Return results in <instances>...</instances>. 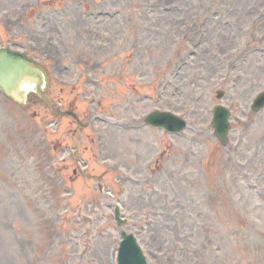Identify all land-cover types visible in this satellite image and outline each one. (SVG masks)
<instances>
[{"label":"rangeland","instance_id":"374dc122","mask_svg":"<svg viewBox=\"0 0 264 264\" xmlns=\"http://www.w3.org/2000/svg\"><path fill=\"white\" fill-rule=\"evenodd\" d=\"M0 42L89 124L0 91V264H116L117 204L153 264H264V0H0Z\"/></svg>","mask_w":264,"mask_h":264},{"label":"water","instance_id":"95a60500","mask_svg":"<svg viewBox=\"0 0 264 264\" xmlns=\"http://www.w3.org/2000/svg\"><path fill=\"white\" fill-rule=\"evenodd\" d=\"M44 80L48 81V75L44 67L31 61L22 54L0 48V87L9 96L16 100L24 98L27 89L34 88L54 111L59 112L54 108L53 103L44 93ZM22 86L24 87V89H22ZM165 115L170 116L171 114L155 112L150 116L149 122L157 124L158 119L164 118ZM172 118L181 123V121L177 117L173 116ZM219 125L220 123L217 121V127ZM172 128L178 130L181 129L182 126H172ZM123 235L126 238L123 246H131L132 248L131 250L129 249L127 251L122 249V254L127 253L128 260L132 258V256H134L136 259H130V262L133 264H144L145 259L139 247L135 243L133 236H128L126 233H123Z\"/></svg>","mask_w":264,"mask_h":264}]
</instances>
